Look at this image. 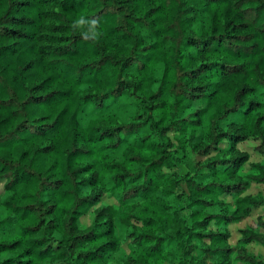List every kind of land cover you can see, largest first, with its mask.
Segmentation results:
<instances>
[{
  "label": "trees",
  "instance_id": "trees-1",
  "mask_svg": "<svg viewBox=\"0 0 264 264\" xmlns=\"http://www.w3.org/2000/svg\"><path fill=\"white\" fill-rule=\"evenodd\" d=\"M249 140L264 0H0V264H264Z\"/></svg>",
  "mask_w": 264,
  "mask_h": 264
},
{
  "label": "rangeland",
  "instance_id": "rangeland-1",
  "mask_svg": "<svg viewBox=\"0 0 264 264\" xmlns=\"http://www.w3.org/2000/svg\"><path fill=\"white\" fill-rule=\"evenodd\" d=\"M260 143V140H249L247 142H244L240 144V148L244 151H248L251 155L249 162L245 164V166L242 169V173L245 175L247 171L251 168L252 163L257 162H264V156L261 155L259 152L255 150V146ZM173 171H177L181 174H186L187 169L183 165H179L178 167L172 169ZM184 187V186H183ZM261 192L264 194V184H259L254 181H250V185L247 188V190L244 192V194H254ZM6 196L4 191V182L0 183V198H4ZM107 197V196H106ZM104 202L107 203V200L104 197ZM226 200L233 203L235 200V197L232 195L226 196ZM259 217L264 218V208H259L253 211L252 215L250 217H247L237 223L230 224L229 229L232 233V237L230 239V243L232 246H236L239 242V239L241 238L240 229H245L247 227H255L258 224ZM261 231L264 233V227L261 228ZM247 248L249 251L254 252L256 255H260L264 259V246L257 243L252 242L247 245ZM124 251H128L126 249V246L123 247ZM235 264H242V262L237 261Z\"/></svg>",
  "mask_w": 264,
  "mask_h": 264
},
{
  "label": "clouds",
  "instance_id": "clouds-1",
  "mask_svg": "<svg viewBox=\"0 0 264 264\" xmlns=\"http://www.w3.org/2000/svg\"><path fill=\"white\" fill-rule=\"evenodd\" d=\"M78 23L83 24L84 21L80 20ZM96 27H97V21L93 20L92 21V29L90 30L92 38H96L99 35V33L95 31Z\"/></svg>",
  "mask_w": 264,
  "mask_h": 264
}]
</instances>
